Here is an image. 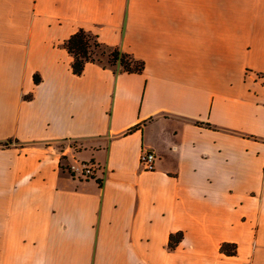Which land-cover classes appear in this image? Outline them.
Wrapping results in <instances>:
<instances>
[{
	"label": "crops",
	"instance_id": "0c3cea01",
	"mask_svg": "<svg viewBox=\"0 0 264 264\" xmlns=\"http://www.w3.org/2000/svg\"><path fill=\"white\" fill-rule=\"evenodd\" d=\"M263 78L264 0H0V264H264Z\"/></svg>",
	"mask_w": 264,
	"mask_h": 264
},
{
	"label": "trees",
	"instance_id": "16d2710c",
	"mask_svg": "<svg viewBox=\"0 0 264 264\" xmlns=\"http://www.w3.org/2000/svg\"><path fill=\"white\" fill-rule=\"evenodd\" d=\"M62 46L72 58L71 72L75 76H80L83 73L85 65L88 63L98 64L102 68L110 69H115L119 65L120 72L127 74H137L143 70V62L136 60L129 54L121 52L116 47H109L101 43L96 35L83 29H79L69 36ZM104 57H106V60H104ZM38 81L39 78L35 75L34 82L37 83ZM135 129V127L129 129L128 133ZM11 142L2 143L0 147H7ZM67 171L70 173L68 169ZM181 237V233L171 235L168 248H174ZM220 251L229 256L236 253L235 246L230 244H223Z\"/></svg>",
	"mask_w": 264,
	"mask_h": 264
},
{
	"label": "built area",
	"instance_id": "2783aa9c",
	"mask_svg": "<svg viewBox=\"0 0 264 264\" xmlns=\"http://www.w3.org/2000/svg\"><path fill=\"white\" fill-rule=\"evenodd\" d=\"M261 78V77H260ZM264 79V78H263ZM155 161V153L150 150H143L139 157V165L143 171H152ZM70 173L77 174L83 179L92 178L95 167L92 163H82L78 166H69Z\"/></svg>",
	"mask_w": 264,
	"mask_h": 264
},
{
	"label": "water",
	"instance_id": "95a60500",
	"mask_svg": "<svg viewBox=\"0 0 264 264\" xmlns=\"http://www.w3.org/2000/svg\"><path fill=\"white\" fill-rule=\"evenodd\" d=\"M118 70H119V65L116 66V71H118Z\"/></svg>",
	"mask_w": 264,
	"mask_h": 264
},
{
	"label": "rangeland",
	"instance_id": "374dc122",
	"mask_svg": "<svg viewBox=\"0 0 264 264\" xmlns=\"http://www.w3.org/2000/svg\"><path fill=\"white\" fill-rule=\"evenodd\" d=\"M104 60H106V57H104ZM258 76H259V75H257V78H258ZM57 145H59V144H57ZM81 164H82V163H81Z\"/></svg>",
	"mask_w": 264,
	"mask_h": 264
}]
</instances>
